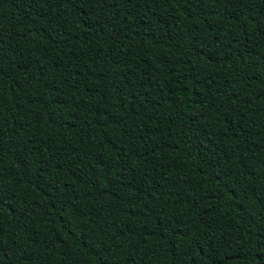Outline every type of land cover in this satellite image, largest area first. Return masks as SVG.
I'll return each instance as SVG.
<instances>
[{
  "label": "trees",
  "instance_id": "16d2710c",
  "mask_svg": "<svg viewBox=\"0 0 264 264\" xmlns=\"http://www.w3.org/2000/svg\"><path fill=\"white\" fill-rule=\"evenodd\" d=\"M0 264H264V0H0Z\"/></svg>",
  "mask_w": 264,
  "mask_h": 264
}]
</instances>
